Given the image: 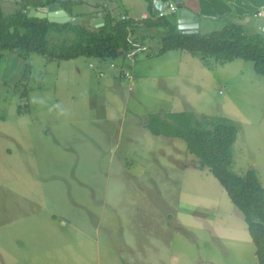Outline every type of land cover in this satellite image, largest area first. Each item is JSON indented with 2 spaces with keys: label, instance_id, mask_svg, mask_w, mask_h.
Here are the masks:
<instances>
[{
  "label": "rangeland",
  "instance_id": "rangeland-1",
  "mask_svg": "<svg viewBox=\"0 0 264 264\" xmlns=\"http://www.w3.org/2000/svg\"><path fill=\"white\" fill-rule=\"evenodd\" d=\"M160 47L121 64L122 79L109 61L32 54L19 86L24 62L2 53L0 264H257L208 169L144 124L183 111L229 119L232 172L252 169L264 188V76Z\"/></svg>",
  "mask_w": 264,
  "mask_h": 264
},
{
  "label": "trees",
  "instance_id": "trees-1",
  "mask_svg": "<svg viewBox=\"0 0 264 264\" xmlns=\"http://www.w3.org/2000/svg\"><path fill=\"white\" fill-rule=\"evenodd\" d=\"M140 25L159 30L155 34L161 41L159 55L185 51L206 67H210L209 60L225 65L239 59L251 62L253 71L264 76V35H248L239 26H228L203 36L185 35L165 18L146 25L133 20L114 22L106 16L102 28L88 31L82 24H55L47 19L29 18L24 13L5 17L0 11V58L5 52L24 62V74L16 84L19 86L30 70V55L59 62L80 57L115 60L122 49L129 50V31L133 33ZM22 96H27V90ZM144 127L154 137L181 141L186 153L208 169L242 216L257 264H264V188L254 170H248L241 177L231 170L236 125L223 117L197 118L192 112L183 111L149 115Z\"/></svg>",
  "mask_w": 264,
  "mask_h": 264
},
{
  "label": "crops",
  "instance_id": "crops-1",
  "mask_svg": "<svg viewBox=\"0 0 264 264\" xmlns=\"http://www.w3.org/2000/svg\"><path fill=\"white\" fill-rule=\"evenodd\" d=\"M158 1L164 4L161 10H165L167 6L171 4L175 7V12L167 13L163 18L158 17L159 13L155 16L153 14V4ZM177 3H180L185 10H188L198 18V33L202 36L220 31L228 26H239L248 35L256 33L264 35V33L258 31L256 27L257 21L259 19H264V0H79L78 3H73L72 1L60 3L57 0H0V11L2 15L6 17L16 13L26 14L28 10H38L52 4H59L60 10H64L69 17L78 18L80 24L88 31H95L102 28L106 16H109L114 22L133 20L136 23L141 21L145 22L146 25L147 23H155L157 19L165 18L172 23L177 30ZM101 17H103V22L97 25L95 21L99 20ZM121 17H125L126 19L121 20ZM150 27L151 26L143 27L140 25L133 33L129 31V50L125 52V50L122 49L117 59L94 61H98L99 63L109 61L108 66L118 64L116 76H119L120 79L123 77L125 78L126 74L121 70L123 66L121 64H124L128 59L135 60L138 51H146L152 44L155 46L161 44L159 36L155 35L159 30ZM4 55L5 54H1L0 59H2ZM5 57L8 58L11 64H15L16 59L20 60L12 54ZM78 59L87 58L80 57L76 60ZM2 65H6V60ZM1 68L2 67H0V70ZM6 69V67H3L2 71L5 73ZM23 71L24 67L22 66L20 71H16L15 77L21 78ZM124 89L125 95L128 96L131 86H126ZM47 133L50 134V131L48 130Z\"/></svg>",
  "mask_w": 264,
  "mask_h": 264
},
{
  "label": "water",
  "instance_id": "water-1",
  "mask_svg": "<svg viewBox=\"0 0 264 264\" xmlns=\"http://www.w3.org/2000/svg\"><path fill=\"white\" fill-rule=\"evenodd\" d=\"M58 2L72 1L73 3H78L79 0H57ZM164 4L161 2H154L153 4V14L156 16L160 10L163 8ZM59 4H52L46 8H41L38 10H28L26 15L29 18L37 19H47L50 23L55 24H65L70 23L72 25H79L80 20L78 18L69 17L64 10L59 9ZM176 21L177 30L180 34L194 35L198 33V18L195 17L191 12L185 10L180 3L176 4ZM103 17L96 20V24L99 25L103 22ZM258 31L264 33V19H259L256 23ZM202 168V165H199Z\"/></svg>",
  "mask_w": 264,
  "mask_h": 264
},
{
  "label": "built area",
  "instance_id": "built-area-1",
  "mask_svg": "<svg viewBox=\"0 0 264 264\" xmlns=\"http://www.w3.org/2000/svg\"><path fill=\"white\" fill-rule=\"evenodd\" d=\"M175 12V7L171 4L167 6L165 10H161L158 14L159 18H163L167 13H174ZM125 17H121V20H125Z\"/></svg>",
  "mask_w": 264,
  "mask_h": 264
}]
</instances>
